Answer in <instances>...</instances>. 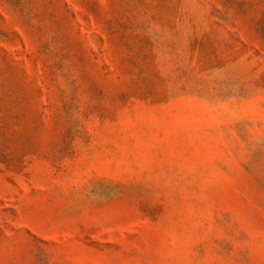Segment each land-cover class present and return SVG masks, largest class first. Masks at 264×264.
Segmentation results:
<instances>
[{
  "label": "rangeland",
  "instance_id": "1",
  "mask_svg": "<svg viewBox=\"0 0 264 264\" xmlns=\"http://www.w3.org/2000/svg\"><path fill=\"white\" fill-rule=\"evenodd\" d=\"M0 264H264V0H0Z\"/></svg>",
  "mask_w": 264,
  "mask_h": 264
}]
</instances>
